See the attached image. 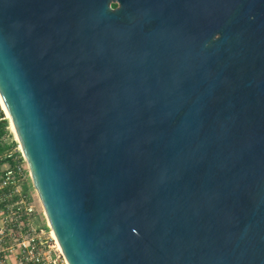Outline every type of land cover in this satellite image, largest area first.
Returning a JSON list of instances; mask_svg holds the SVG:
<instances>
[{"label":"water","instance_id":"water-1","mask_svg":"<svg viewBox=\"0 0 264 264\" xmlns=\"http://www.w3.org/2000/svg\"><path fill=\"white\" fill-rule=\"evenodd\" d=\"M0 98L67 264H264V0H0Z\"/></svg>","mask_w":264,"mask_h":264},{"label":"built area","instance_id":"built-area-1","mask_svg":"<svg viewBox=\"0 0 264 264\" xmlns=\"http://www.w3.org/2000/svg\"><path fill=\"white\" fill-rule=\"evenodd\" d=\"M0 164V264H66L50 235L18 143L8 132Z\"/></svg>","mask_w":264,"mask_h":264},{"label":"bare ground","instance_id":"bare-ground-1","mask_svg":"<svg viewBox=\"0 0 264 264\" xmlns=\"http://www.w3.org/2000/svg\"><path fill=\"white\" fill-rule=\"evenodd\" d=\"M0 106L2 107V109H3L4 113H5V116H6V118H7L8 129H9L10 133L12 134L13 138H14V139L16 140V142L18 143L19 148L21 149L20 144H19V142H18V139H17V137H16V134H15V132H14V130H13V127H12V125H11V122H10V120H9V118H8L7 113H6V110H5V108H4V106H3V103H2V101H1V98H0ZM49 233H50V235L52 236V238L54 239V242H55L56 247L58 248L59 251H61L60 248H59L58 242H57V240H56V238H55V236H54L52 230H50ZM65 263L67 264V262H65Z\"/></svg>","mask_w":264,"mask_h":264},{"label":"trees","instance_id":"trees-1","mask_svg":"<svg viewBox=\"0 0 264 264\" xmlns=\"http://www.w3.org/2000/svg\"><path fill=\"white\" fill-rule=\"evenodd\" d=\"M5 125H6V122L4 120H0V137L5 133ZM5 144L1 143V140H0V152L5 148Z\"/></svg>","mask_w":264,"mask_h":264},{"label":"crops","instance_id":"crops-1","mask_svg":"<svg viewBox=\"0 0 264 264\" xmlns=\"http://www.w3.org/2000/svg\"><path fill=\"white\" fill-rule=\"evenodd\" d=\"M5 129V128H4ZM8 131H9V129H8ZM7 133V130L5 129V133L4 134H6ZM9 133H10V131H9ZM1 143H2V141H1ZM3 144V143H2ZM7 148V145L5 146V148L0 152V164H1V157H2V155H3V152H4V150ZM1 167V166H0Z\"/></svg>","mask_w":264,"mask_h":264},{"label":"rangeland","instance_id":"rangeland-1","mask_svg":"<svg viewBox=\"0 0 264 264\" xmlns=\"http://www.w3.org/2000/svg\"><path fill=\"white\" fill-rule=\"evenodd\" d=\"M9 132V131H8Z\"/></svg>","mask_w":264,"mask_h":264}]
</instances>
